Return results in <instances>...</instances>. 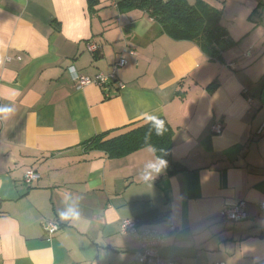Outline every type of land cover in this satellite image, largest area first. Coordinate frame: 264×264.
Wrapping results in <instances>:
<instances>
[{
    "label": "crops",
    "instance_id": "obj_1",
    "mask_svg": "<svg viewBox=\"0 0 264 264\" xmlns=\"http://www.w3.org/2000/svg\"><path fill=\"white\" fill-rule=\"evenodd\" d=\"M187 1L220 11L234 43L219 57L117 0H0V264H145L124 219L173 224L171 264H264V0ZM121 57L106 86L76 87L72 72L109 75ZM159 117L173 165L84 143ZM239 201L246 218L223 221Z\"/></svg>",
    "mask_w": 264,
    "mask_h": 264
},
{
    "label": "trees",
    "instance_id": "obj_2",
    "mask_svg": "<svg viewBox=\"0 0 264 264\" xmlns=\"http://www.w3.org/2000/svg\"><path fill=\"white\" fill-rule=\"evenodd\" d=\"M94 1L88 0L89 8ZM116 5L118 11L144 10L159 25L161 32L174 39L193 41L210 58L219 57L234 43L220 23V11L203 1L190 4L187 0H117ZM132 125L115 135H110L109 131L98 133L84 142L86 148L100 150L109 157H120L150 146L165 164H174L172 131L163 117Z\"/></svg>",
    "mask_w": 264,
    "mask_h": 264
},
{
    "label": "built area",
    "instance_id": "obj_3",
    "mask_svg": "<svg viewBox=\"0 0 264 264\" xmlns=\"http://www.w3.org/2000/svg\"><path fill=\"white\" fill-rule=\"evenodd\" d=\"M87 48L90 51H95L97 46L95 43H89ZM124 58H119L114 64L111 74L107 75L101 72L94 74L93 76L79 75L72 72V79L75 81L76 87H82L88 84H95L99 87L106 86L112 77H114L115 69L123 67L125 64ZM251 98L248 97L247 101ZM221 128L220 123H216L214 129L219 131ZM264 132V121L257 129V134ZM39 178V174L30 170L26 172L24 181L30 184ZM243 201H239L232 206L223 207L219 211V216L223 221L235 222L246 218V212L243 209ZM59 225L53 221H44L42 223V229L47 235L54 234L58 229ZM175 229L173 224H170L167 228L168 233ZM120 230L124 233H129L139 244L138 259L140 262L145 264H171L170 261L162 258L159 254V248L166 242L168 233L159 231L155 227H147L139 229L135 221L130 219L122 220L120 224ZM222 264V263H221Z\"/></svg>",
    "mask_w": 264,
    "mask_h": 264
}]
</instances>
